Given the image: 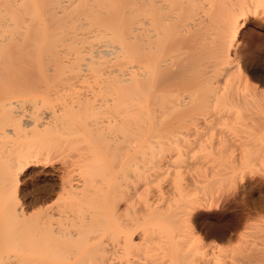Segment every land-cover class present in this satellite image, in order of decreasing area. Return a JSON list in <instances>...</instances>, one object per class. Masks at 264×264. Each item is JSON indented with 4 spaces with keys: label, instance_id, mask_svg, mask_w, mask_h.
I'll return each mask as SVG.
<instances>
[{
    "label": "bare ground",
    "instance_id": "obj_1",
    "mask_svg": "<svg viewBox=\"0 0 264 264\" xmlns=\"http://www.w3.org/2000/svg\"><path fill=\"white\" fill-rule=\"evenodd\" d=\"M260 3L0 0V264H174L178 248L183 264L197 260L192 218L206 207L199 191L177 197L160 188L128 199L112 158L137 129L143 137L135 136L138 143H131L140 150L133 151L145 147L140 158L150 146L152 154L136 167L143 162L157 181L179 149L174 133L199 111L197 90L215 112L202 124L205 132L229 120L233 127L262 122L264 89L248 86L235 62L238 38H230ZM140 140L150 143L142 148ZM217 143L234 146L226 138ZM80 145L93 156L82 165V192L66 179L68 189L50 198L51 205L25 207L17 191L21 170L56 149ZM139 168L138 176L146 177ZM228 175L221 176L234 188L236 177Z\"/></svg>",
    "mask_w": 264,
    "mask_h": 264
},
{
    "label": "rangeland",
    "instance_id": "obj_2",
    "mask_svg": "<svg viewBox=\"0 0 264 264\" xmlns=\"http://www.w3.org/2000/svg\"><path fill=\"white\" fill-rule=\"evenodd\" d=\"M184 3L185 2H183V5H185ZM185 11V8H182L183 18L186 16ZM241 29L243 30V35L238 37L234 47L235 62H240L244 73L250 79V82L248 81L249 87L258 86L259 89H264V80H262L264 79V70L262 69L264 68V9H260L259 7L254 8V14H250ZM257 68L259 70L261 69V71L259 72ZM255 69L256 73H254ZM258 72L260 74H258ZM254 75H256L255 78ZM197 92L194 105L198 108L197 110H199V113L196 112L198 115H196L195 112V115H193V113L192 115H186V127L180 128V126L178 129L179 131L174 133V137L172 136L174 139H178L177 141L180 142V146L179 149L176 148L172 150L171 163L164 168L166 173L163 174V176L159 177L157 181H152L153 175H149L150 172L152 173V170L149 172L148 169L146 170L148 174L145 173L144 167H142V159L140 161L142 163L139 164L142 168L138 166V168H141H139L140 171H138L141 172L144 170L143 174L145 173L147 176L143 177L142 174L138 176L136 173L138 169L136 167L138 165L137 161L139 163L140 158H144L145 154L147 157V154L151 153L150 146H148L149 149H146L147 153H143V157L141 156L139 158V154H142V151L145 152V150H143L145 149L143 145H148L150 141H148V144H143L140 140L141 143L139 144H142V148L144 147L143 149L141 148L142 150L140 152V145H138V147L136 145L138 139H135L140 136L143 137V134L141 135L140 132V135L137 134L139 137L136 136L135 133L139 132L137 129V131L132 129L134 134L130 135L132 136V140L125 143L126 147H124L123 143L121 145L122 147L114 151V156L112 158L113 167L118 171L117 173L120 176L119 181L123 189H125L124 194L126 198L129 197L128 199L131 200H134L136 196H145L147 192L149 194L148 196H152L155 190H159L160 188L167 189L168 192H172V195H178L177 197H179L180 194H186L190 189L194 191L197 189L199 191V195L202 196L200 197L202 201H204L203 203L206 207L197 210L194 215L195 217H193L194 220L192 218L194 226L193 233L198 239L192 236L191 239L194 238L192 240H196V243L191 241L194 244H198L199 242V248L201 247V251L196 249L199 250L200 254L197 260H195V256L194 259H191L195 260L191 262L192 264H217V261H220V264H264V222L260 220L261 213L259 211L253 212L238 209L235 200H229L225 196V193L231 189L234 184H231V187L226 177H224L226 180L222 178L223 175L225 176L226 172L227 174L230 173L228 176L232 175L234 176L233 178L236 177L234 182L239 183L241 200L251 208L255 209L259 204L264 202V126H261L264 119L260 120L262 122L251 120V122L254 123V125L251 123L252 126L250 123H243V126L237 124L234 125L235 128L231 126L235 120H229V125L225 122H223L225 124H219L221 122L217 120V129L214 128L215 130L212 132L209 130V132H205L207 129L203 127L202 124L204 123L203 125H205L207 119L209 120L215 117V114H213L215 112H213V106L212 108L209 106L206 107L204 102H202V92L200 90H197ZM219 106L222 107L223 104ZM223 107L219 109L223 110ZM254 109L256 111L259 109L261 112L260 106H258L257 109L254 107ZM261 113V115L257 116H264L263 110ZM256 119H258V117ZM181 120L182 122L184 121V119ZM182 122L180 124H182ZM221 125H226V127L221 128ZM146 137L148 139V136ZM146 137L144 136L143 141ZM221 138L231 140L234 146L223 149L219 148L217 142ZM132 141L133 143L136 141V144L131 143ZM1 147L3 148L4 146L1 145L0 149ZM134 147L139 148V150L135 148L133 151ZM229 150L231 153L229 152L228 155ZM243 150L246 153L249 150L250 152L248 151V153L250 156L248 154L245 155L246 153L244 154ZM55 151H57V149L52 151V155L48 158L44 156V160L40 158V161L38 160L36 162V160H33V163L31 161V163H29L27 167H24L19 174L18 195L21 197L23 205L32 211L36 207L40 209L39 207L43 204L48 205L46 203L47 200L50 202L53 201L51 199L54 198L55 201V196L64 194L61 192H65L66 189H68L67 187H69V184L66 183V179L71 180L68 181L69 183L73 182L72 185H74L76 191L81 190L82 192L84 186V178L82 177L83 175H81L83 172L82 165L88 164V162L91 163L93 156L89 153V150L82 145L78 148L66 147L61 149V151ZM56 154L57 156H55ZM242 155L249 158L246 160ZM148 157L151 160V157ZM238 157L241 162L244 163L243 166L241 163L242 168L238 167L240 163H236ZM242 157L246 162L242 161ZM137 158L138 160H135ZM147 161L148 160H146V162ZM146 162L144 161V163ZM234 162L237 164L236 167ZM149 163L151 164V161ZM146 164H148V162ZM230 164L231 166H229ZM227 166H229V168H227ZM145 168H147V166H145ZM232 168H237L238 170L236 169L235 172ZM231 170H233L232 173L229 172ZM233 173L235 175H233ZM148 175L150 177H148ZM223 182H226L228 186L224 185ZM60 187H64L65 190ZM51 204L50 202L49 205ZM124 206L125 204L122 207ZM42 207H44V205ZM224 222H226V226H224ZM199 239L201 241H197ZM194 244L191 246L192 248H190L195 251L198 245L195 246ZM187 247L188 246H186V248ZM186 248L185 250L188 249ZM178 249L180 250V248ZM189 249L188 251H190ZM179 250L177 251L179 254L175 251V255L177 253L179 256H175L177 260L174 264H183L182 261L185 262V259L181 257L184 251L181 252V250ZM186 254V258L189 259V257H192L191 252L189 253L191 256H188V252H186ZM187 261L188 264L190 260Z\"/></svg>",
    "mask_w": 264,
    "mask_h": 264
},
{
    "label": "snow or ice",
    "instance_id": "obj_3",
    "mask_svg": "<svg viewBox=\"0 0 264 264\" xmlns=\"http://www.w3.org/2000/svg\"><path fill=\"white\" fill-rule=\"evenodd\" d=\"M260 9H264V0H261V3L259 5ZM236 30H237V37H231L233 39V43L235 42V39L243 35V30L240 28L239 23L236 24ZM226 127V125H221V128ZM215 135V133H214ZM225 196L229 200H235L237 203L238 209L241 210H248V211H259L261 213L260 220L261 222H264V202L259 204L255 209L251 208L250 206L246 205L244 201L241 200L240 197V188H239V183H237V186L234 188L229 189L226 193ZM217 264H220V261H217Z\"/></svg>",
    "mask_w": 264,
    "mask_h": 264
}]
</instances>
